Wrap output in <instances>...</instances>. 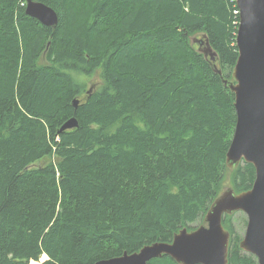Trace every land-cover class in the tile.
I'll use <instances>...</instances> for the list:
<instances>
[{
    "label": "trees",
    "instance_id": "obj_1",
    "mask_svg": "<svg viewBox=\"0 0 264 264\" xmlns=\"http://www.w3.org/2000/svg\"><path fill=\"white\" fill-rule=\"evenodd\" d=\"M37 1L56 27L0 0V264H95L171 242L226 187H252L253 164L226 163L235 0ZM203 35L216 61L192 41ZM235 214L229 264H259Z\"/></svg>",
    "mask_w": 264,
    "mask_h": 264
},
{
    "label": "water",
    "instance_id": "obj_2",
    "mask_svg": "<svg viewBox=\"0 0 264 264\" xmlns=\"http://www.w3.org/2000/svg\"><path fill=\"white\" fill-rule=\"evenodd\" d=\"M236 4L238 60L231 78H225L219 68L216 70L235 94L237 120L226 163L232 169L242 161L253 164L256 177L252 187L239 193L231 186L225 188L208 209L206 225L192 230L184 227L171 242L147 244L137 252H124L95 264H150L163 255L178 264H229L231 232L224 227L223 218L236 212L247 216L240 247L264 264V0H236ZM26 13L48 27H56L59 21L54 8L37 0H27ZM192 41L199 44L198 50L206 58L216 61L217 53L206 35ZM77 126L76 118H71L61 131Z\"/></svg>",
    "mask_w": 264,
    "mask_h": 264
},
{
    "label": "rangeland",
    "instance_id": "obj_3",
    "mask_svg": "<svg viewBox=\"0 0 264 264\" xmlns=\"http://www.w3.org/2000/svg\"><path fill=\"white\" fill-rule=\"evenodd\" d=\"M231 222L233 223V225L235 227V230H237L242 235L245 234V230H246V226H247V216H246V214L244 212H236V214L233 216V219H231ZM192 225L197 226L199 224L195 223V224H192ZM45 259H47V256H43L41 258V261H44ZM32 263L33 264H37L39 262L33 261Z\"/></svg>",
    "mask_w": 264,
    "mask_h": 264
},
{
    "label": "built area",
    "instance_id": "obj_4",
    "mask_svg": "<svg viewBox=\"0 0 264 264\" xmlns=\"http://www.w3.org/2000/svg\"><path fill=\"white\" fill-rule=\"evenodd\" d=\"M235 14L239 15V9L235 10Z\"/></svg>",
    "mask_w": 264,
    "mask_h": 264
},
{
    "label": "bare ground",
    "instance_id": "obj_5",
    "mask_svg": "<svg viewBox=\"0 0 264 264\" xmlns=\"http://www.w3.org/2000/svg\"><path fill=\"white\" fill-rule=\"evenodd\" d=\"M72 118H76V117H72ZM76 120H77V118H76ZM64 124H65V123H64ZM64 124H63V125H64ZM62 127H63V126H62ZM62 127H61V128H62ZM67 130H68V129H67Z\"/></svg>",
    "mask_w": 264,
    "mask_h": 264
},
{
    "label": "flooded vegetation",
    "instance_id": "obj_6",
    "mask_svg": "<svg viewBox=\"0 0 264 264\" xmlns=\"http://www.w3.org/2000/svg\"><path fill=\"white\" fill-rule=\"evenodd\" d=\"M198 44V43H197ZM198 46H199V44H198ZM199 48V47H198Z\"/></svg>",
    "mask_w": 264,
    "mask_h": 264
}]
</instances>
